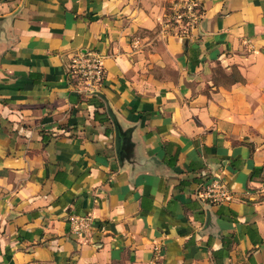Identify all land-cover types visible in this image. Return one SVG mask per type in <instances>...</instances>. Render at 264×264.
<instances>
[{
    "label": "crops",
    "instance_id": "0c3cea01",
    "mask_svg": "<svg viewBox=\"0 0 264 264\" xmlns=\"http://www.w3.org/2000/svg\"><path fill=\"white\" fill-rule=\"evenodd\" d=\"M172 2L0 0V264H264V0H198L185 38Z\"/></svg>",
    "mask_w": 264,
    "mask_h": 264
},
{
    "label": "built area",
    "instance_id": "2783aa9c",
    "mask_svg": "<svg viewBox=\"0 0 264 264\" xmlns=\"http://www.w3.org/2000/svg\"><path fill=\"white\" fill-rule=\"evenodd\" d=\"M203 10L198 0H173L170 7L167 30L173 35L185 38L200 24ZM71 74L81 85V89L92 93L102 87L106 81L104 57L97 51L79 53L72 60ZM201 197L213 204H225L233 200L227 183L221 176H215L204 184ZM71 232L84 236L92 227V218L88 215L69 217Z\"/></svg>",
    "mask_w": 264,
    "mask_h": 264
},
{
    "label": "water",
    "instance_id": "95a60500",
    "mask_svg": "<svg viewBox=\"0 0 264 264\" xmlns=\"http://www.w3.org/2000/svg\"><path fill=\"white\" fill-rule=\"evenodd\" d=\"M94 95H98L102 97L100 92L97 90L92 92ZM109 113L112 118V121L114 123L115 129H116V149H117V154L119 155L120 159L124 156L125 150H126V144H127V134L124 132L118 123L116 117L112 113V111L109 108Z\"/></svg>",
    "mask_w": 264,
    "mask_h": 264
},
{
    "label": "rangeland",
    "instance_id": "374dc122",
    "mask_svg": "<svg viewBox=\"0 0 264 264\" xmlns=\"http://www.w3.org/2000/svg\"><path fill=\"white\" fill-rule=\"evenodd\" d=\"M170 15V14H169Z\"/></svg>",
    "mask_w": 264,
    "mask_h": 264
}]
</instances>
